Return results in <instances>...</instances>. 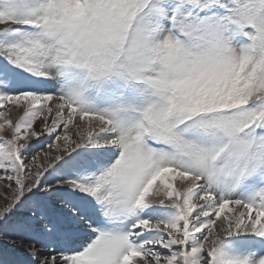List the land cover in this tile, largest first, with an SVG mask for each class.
<instances>
[{
    "label": "snow or ice",
    "instance_id": "6c2138e0",
    "mask_svg": "<svg viewBox=\"0 0 264 264\" xmlns=\"http://www.w3.org/2000/svg\"><path fill=\"white\" fill-rule=\"evenodd\" d=\"M0 264H264V0H0Z\"/></svg>",
    "mask_w": 264,
    "mask_h": 264
}]
</instances>
